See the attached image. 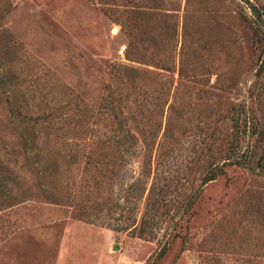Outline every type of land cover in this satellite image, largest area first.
<instances>
[{
    "label": "rangeland",
    "instance_id": "1",
    "mask_svg": "<svg viewBox=\"0 0 264 264\" xmlns=\"http://www.w3.org/2000/svg\"><path fill=\"white\" fill-rule=\"evenodd\" d=\"M112 90L135 118L161 104L178 167L216 107L251 96L250 165L207 184L174 232L115 230L140 221L152 177L140 158L119 170L86 157L104 153L87 145ZM263 152L264 0H0V264H264ZM186 174L170 184L179 206L200 184Z\"/></svg>",
    "mask_w": 264,
    "mask_h": 264
},
{
    "label": "trees",
    "instance_id": "2",
    "mask_svg": "<svg viewBox=\"0 0 264 264\" xmlns=\"http://www.w3.org/2000/svg\"><path fill=\"white\" fill-rule=\"evenodd\" d=\"M182 62V67L179 69L181 77L184 74V60ZM122 69L135 77L140 74V71L135 68L124 67ZM165 70L174 74V70L166 67ZM252 103V97L245 96L240 102L228 101L225 107H216L214 111L218 114L216 116L219 125H213L211 130H205L204 134H199L198 139L189 142L192 147L186 148V156L178 167L174 164L176 159L170 160V158H172L173 151L177 150L176 145L179 139L171 133L170 125L163 126L165 109L161 104L160 107L155 105L153 108L155 111L148 112L149 114L142 119L135 118L134 115L129 116L123 112L125 100L120 99V94L112 90L111 96L104 101L102 110H100V119L102 118L103 121L97 118V123L100 121L106 130L103 134H96L90 138L87 145L103 151L102 156L104 157L101 154L96 156L93 152H89L86 157L97 166H102V163L106 166L116 164L119 170L126 168L132 160L138 161L140 158L141 173H145L148 179L152 177L150 188L148 189V182H146L143 189L139 190L142 191L141 195H138L136 199L140 201L145 199L140 221L138 222L136 218L134 220L133 216L116 219L115 230L131 232L134 237L145 240H155L158 235L157 231L163 230L166 226H169L166 229L172 227L174 232L182 227V221L192 212L207 184L225 176L227 167L250 165L251 157L249 156L253 152V144L246 142L248 136H245L249 134L252 139L259 122ZM106 151L110 152L107 158ZM170 165H174L175 170L167 171L168 176L164 174L160 177L164 166ZM258 167L264 170V152L260 157ZM185 174L193 176L192 181H197L196 177H199L200 184L196 190L187 195L185 202L179 206V202L177 203L173 197L174 192L170 184L184 179ZM160 178L167 179L169 185H166L165 189L158 190L156 182ZM138 180L139 183L142 182L140 178ZM129 188L131 191L128 190V193L132 194L135 186ZM129 204L130 197H127L124 198L122 204H116L114 207L121 209L122 214ZM177 204L179 207L174 211L175 214H169ZM122 219L125 220L124 223L121 222ZM165 253L166 247H163L160 256Z\"/></svg>",
    "mask_w": 264,
    "mask_h": 264
}]
</instances>
